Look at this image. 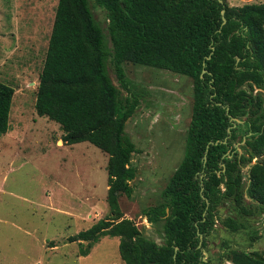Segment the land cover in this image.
I'll use <instances>...</instances> for the list:
<instances>
[{"label": "trees", "instance_id": "obj_1", "mask_svg": "<svg viewBox=\"0 0 264 264\" xmlns=\"http://www.w3.org/2000/svg\"><path fill=\"white\" fill-rule=\"evenodd\" d=\"M96 9L104 12V27ZM126 62L192 82L183 157L161 200L142 209L162 243L143 235L119 204L122 194L131 197L136 176L125 124L144 97L126 76ZM13 93L0 81V134L9 127ZM34 108L59 124L64 144L87 141L108 155L109 214L69 236L81 255L115 236L125 264H264V252L225 242L218 262L203 260L202 252L215 223L240 232L247 217L264 213V2L58 0ZM226 202L230 213L221 216Z\"/></svg>", "mask_w": 264, "mask_h": 264}, {"label": "rangeland", "instance_id": "obj_2", "mask_svg": "<svg viewBox=\"0 0 264 264\" xmlns=\"http://www.w3.org/2000/svg\"><path fill=\"white\" fill-rule=\"evenodd\" d=\"M57 1L0 0V81L14 89L9 127L0 134V264H125L118 237L100 238L85 256L79 243L69 240L109 214L108 155L87 141L64 144L59 124L35 112L38 76ZM226 1L237 6L264 2ZM95 17L102 27L106 25L103 10L96 9ZM124 70L144 97L125 124V134L136 147L131 157L136 176L131 197L122 194L119 204L124 217L143 235L162 243L142 209L161 200V190L183 157L192 82L130 62ZM58 186L65 190L63 195ZM219 210L221 216L230 213L227 202ZM247 219L249 226L235 233L215 223L203 249L205 258L218 262L226 246L264 252V213ZM253 232L261 236L251 242ZM221 264L231 262L224 259Z\"/></svg>", "mask_w": 264, "mask_h": 264}, {"label": "water", "instance_id": "obj_3", "mask_svg": "<svg viewBox=\"0 0 264 264\" xmlns=\"http://www.w3.org/2000/svg\"><path fill=\"white\" fill-rule=\"evenodd\" d=\"M219 1H221V0H219ZM221 15H222V20H223V23L225 22V18H224V10L222 9L221 10ZM205 72V69H203L202 70V73H204ZM227 109V108H226ZM229 118H230V120L232 121V122H235V121H237L238 122V119H236V118H233L232 116H229ZM209 143H212V142H209ZM204 158H205V156H204ZM202 190V189H201ZM200 236V241H201V239H202V236L201 235H199ZM177 250V247H175V251ZM202 252H203V260H206V255H207V253H206V251L205 250H202Z\"/></svg>", "mask_w": 264, "mask_h": 264}, {"label": "crops", "instance_id": "obj_4", "mask_svg": "<svg viewBox=\"0 0 264 264\" xmlns=\"http://www.w3.org/2000/svg\"><path fill=\"white\" fill-rule=\"evenodd\" d=\"M59 142V145H61L62 143H61V141H58ZM59 187V186H58ZM57 187V192H58V194L60 195L61 193H62V195L64 194V192H65V190H63V188L62 187H59L58 188Z\"/></svg>", "mask_w": 264, "mask_h": 264}]
</instances>
